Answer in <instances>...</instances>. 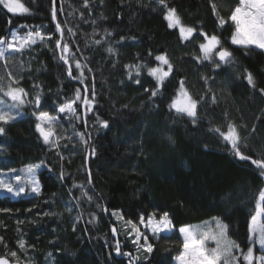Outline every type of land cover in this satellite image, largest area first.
Segmentation results:
<instances>
[{"label": "trees", "instance_id": "16d2710c", "mask_svg": "<svg viewBox=\"0 0 264 264\" xmlns=\"http://www.w3.org/2000/svg\"><path fill=\"white\" fill-rule=\"evenodd\" d=\"M21 2L29 9L27 14L9 13L0 5V37L12 29L42 28L52 39L14 54L12 65L3 64L4 79L10 82L6 75L10 71L18 81L14 86L27 96L22 117L4 125L0 134V170L40 164V192L19 197L0 193V209H10L0 211V257L16 262L10 256L16 251L20 264H129L131 257L115 252L119 241L121 253L140 257L137 264H174L182 250L179 228L213 217L228 225L230 237L246 252L248 226L264 177L251 160H239L230 145L210 130L220 127L227 132L229 123L242 126L240 135L247 147L241 151L252 159L264 157V95L258 91L264 88V51L232 45L234 26L229 21L221 27L218 20H227L239 0H167L185 25L197 29L191 41H181L179 29L168 27L165 11L155 0H87V7L85 0H55V5L53 0ZM57 22L64 28L62 43L71 49L70 62L74 57L86 65L83 83L73 78L80 75L75 64L69 77L59 57ZM201 30L221 39L233 53L232 64L215 69L208 61H197ZM95 40L103 43L96 45ZM109 46L114 53L107 52ZM162 53L174 71L159 94L151 97L154 78L142 69L137 84L136 73L129 79L126 66H156L154 58ZM245 70L253 73L257 89L248 85ZM181 80L194 99L203 97L196 123L169 108ZM93 85L91 111L81 100L76 101V115L58 113L61 104L75 99L77 89L83 98L87 87L92 100ZM37 95L40 110L60 118L58 146L46 144L36 130ZM101 121L109 126L102 127ZM81 132L87 144L77 135ZM88 150L91 185L85 167ZM164 212L174 225L172 233L157 240L141 225L154 248L151 254L137 253L126 221L138 223L141 214L159 217ZM20 240L24 249L18 247Z\"/></svg>", "mask_w": 264, "mask_h": 264}, {"label": "snow or ice", "instance_id": "6c2138e0", "mask_svg": "<svg viewBox=\"0 0 264 264\" xmlns=\"http://www.w3.org/2000/svg\"><path fill=\"white\" fill-rule=\"evenodd\" d=\"M155 2L165 11L164 19L167 21L168 27L170 29H179L181 41H191L194 39L197 34V29L193 26L185 25L177 10L173 7H169L167 0H155ZM53 4L55 5V0H53ZM0 5H3L9 13L13 14H27L29 12V9L25 7L21 0H0ZM87 6V0H85V7ZM212 10L213 14H217L218 9L215 3L212 4ZM52 20H57L55 6H53L52 9ZM218 20L221 27L229 21H231L234 26L230 41L232 45L244 48L254 47L264 50V0H239L238 5L231 11L227 20L223 17H218ZM55 30L60 34V39L55 41V46L61 51L60 59L68 66V76L72 77L73 75L72 64L74 63L80 75L79 77L73 78L79 79L81 83H83L85 79L84 68L86 65H82L81 62L74 59V57L72 62H70L69 53L71 49L67 43H62L64 28L57 22L55 24ZM68 31L71 33L72 30L68 29ZM106 36H111V33L106 32ZM199 36L203 38V42L199 43L201 55L196 57L198 62L203 63L204 61H208L214 65L215 69H220L222 66L234 62L233 53L223 46L221 39L217 35H209L201 30ZM37 39L40 41H44L45 39L51 40L52 36H45V34L39 30H29L23 35H20L17 31H11L9 37H0V61H4L6 66L12 54L22 53L25 48L35 44ZM94 43L96 45H101L103 41L95 40ZM106 50L109 54L114 53V49L111 46ZM149 55L151 56V53H149ZM154 59L158 64L153 67L139 64L126 66L135 70V83L137 84L140 83L139 76L142 69H146L147 74L154 78L156 87L151 90V97H156L159 94L160 88L174 71V66L166 53L156 55ZM88 71H91V69H88ZM245 71V79L248 85L253 89H257V82L253 73L247 70ZM6 75L10 78V82L6 89L2 83L4 77L0 76V134L5 132L4 125L15 122L18 118L22 117L23 114L20 112V109L25 104V97L27 96L23 88L14 86L18 81L12 79V73L8 71ZM129 79H133L131 71L129 72ZM203 79L207 82L208 78L203 77ZM87 91L88 89L85 87V93H87ZM145 91H148V89H145ZM258 91L264 95V88H259ZM5 97L7 99H5ZM94 99V85L92 100H89L87 95L82 98L80 90L77 89L75 99L61 104L57 111L59 113L76 115L78 107L76 101L81 100L84 108L87 111H91ZM202 99L203 97L200 98V100ZM214 99L213 97V101ZM200 100L193 98L185 87L184 80H181L179 82V89L176 96L172 99L169 108L170 110L174 109L177 114L188 116L192 119L193 123H196L198 119L197 106ZM35 105L37 108L40 106L39 95L35 98ZM79 118L80 117L77 116V119ZM36 119L38 121L36 130L40 133L44 142L46 144L58 146L59 137L56 134V125L59 123L60 118L51 115L47 111H39L36 114ZM101 126L107 128L109 125L107 121H101ZM240 127L242 126L229 123L227 125V132L221 131L220 127H214L210 130L218 133L223 140L230 145L233 155L239 160H251V163L261 170L260 174L264 177V157L252 159L241 151V148L247 147V145L243 143V138L240 135ZM253 131H255V128H253ZM77 135L81 141L87 144L83 132L77 133ZM168 139L171 141L172 137L169 136ZM92 155H95V149L92 150ZM39 167V164L27 165L21 170L22 175L10 177L9 174L16 173V169H9L8 173H0V177H9L0 178V190L19 197L25 194L26 187L30 186L31 193L39 194L40 182L36 173ZM12 180L15 181V186ZM89 182H91L90 179ZM85 195H87V193H85ZM88 200L91 202L92 197L88 196ZM0 211L7 212L10 211V209H0ZM69 211H71V209H69ZM47 214L48 213H45V215ZM112 215L116 216L118 213L113 211ZM120 218L122 219L123 217L121 216ZM78 220L79 217H77V221ZM126 225L131 226L129 235L134 234L132 242L136 246L137 253L144 252L148 254L152 253L154 245L149 242L148 235L140 230V226H144V228L150 231L157 240L160 239L161 234H163L165 238H168L174 227L168 212H164L159 218L153 213L149 215L147 219L141 214L138 223L127 220ZM73 231H75V223ZM112 231L115 234L117 230L113 228ZM179 232L182 236V250L176 257L178 264H264V253L260 255H256L255 253V246L257 244L261 249H264V189L259 192L256 202V211L255 214L251 216L248 226V239L250 244L247 246L246 252L241 249L239 243H237L235 239L230 237L228 225L219 217H213L211 221H206L200 225L183 226L179 229ZM2 240L3 237H0V241ZM18 247L24 249L25 242L23 240L18 241ZM115 252L117 255L131 257L129 264H137L140 258L138 255L133 257L130 252L121 253L119 241L116 242ZM10 256L15 259L16 264H20L16 251H12ZM145 259H147V257H145ZM0 264H12V262L6 257H0Z\"/></svg>", "mask_w": 264, "mask_h": 264}, {"label": "rangeland", "instance_id": "374dc122", "mask_svg": "<svg viewBox=\"0 0 264 264\" xmlns=\"http://www.w3.org/2000/svg\"><path fill=\"white\" fill-rule=\"evenodd\" d=\"M6 9V8H5ZM7 10V9H6ZM29 30H31V29H25V31H23V32H20L19 30H17V29H12V30H10V32L11 31H17L20 35H23L24 33H26L27 31H29ZM36 30H39L40 32H42L43 34H45V36H47V34L42 30V28H38V29H36ZM36 30H34V31H36ZM33 31V30H32ZM10 32L5 36V37H9V35H10ZM46 44V43H48L47 42V39H45L44 41H40L39 39H37V42L35 43V44ZM35 44H33V45H35ZM33 45H31V46H33ZM27 48H29V47H27ZM27 48H25V49H27ZM24 49V50H25ZM264 51V50H263ZM17 54V53H16ZM13 56H14V54H12L11 55V57H10V59L7 61L8 62V64H11L12 65V63H13V60H14V58H13ZM5 62L4 61H0V76H3V64H4ZM3 68V69H2ZM135 72V70L134 69H130V68H128V72ZM6 73V72H5ZM9 78V77H8ZM10 79V78H9ZM3 85H4V87H5V89L7 88V85H8V83H9V81L8 80H6V79H4L3 80ZM5 99H7L6 97H5ZM25 101H26V97H25ZM10 102V101H9ZM26 103V102H25ZM33 108H34V111H35V118H36V114L39 112V111H41L40 110V106H39V108H37L36 107V105H35V101H34V103H33ZM59 113V112H58ZM59 114H64L65 116H68V115H72V114H66V113H59ZM54 116H57V115H54ZM40 165V164H39ZM40 167H41V165H40ZM39 167V168H40ZM25 167H22V168H19L17 171H16V173H12V174H9V177L10 176H14V175H22V172H21V170L22 169H24ZM38 168V169H39ZM37 169V170H38ZM37 170H36V173H37ZM0 173H8V171H1L0 170ZM9 177H0V178H9ZM12 183H13V185L15 186V181L14 180H12ZM0 193L1 194H8V195H11V194H9V193H7L6 191H3V190H0ZM30 194H32L31 192H30V186H28V187H26V192H25V194H22L21 196H29ZM12 197H16V196H13V195H11ZM157 218H159V217H157ZM147 219V218H146ZM181 228V227H180ZM179 228V229H180ZM146 230V232H150V231H148L147 229H145ZM181 235V234H180ZM181 238H182V236H181ZM255 253H256V255H260L261 253H264V249H261L260 247H259V245L257 244L256 246H255ZM174 264H178V261L176 260V258H175V261H174Z\"/></svg>", "mask_w": 264, "mask_h": 264}, {"label": "water", "instance_id": "95a60500", "mask_svg": "<svg viewBox=\"0 0 264 264\" xmlns=\"http://www.w3.org/2000/svg\"><path fill=\"white\" fill-rule=\"evenodd\" d=\"M60 35V34H59ZM59 39H60V36H59ZM61 55H60V53H59V57H60ZM66 67H67V69H68V66L66 65ZM85 95H86V93H85ZM83 106V105H82ZM39 133V132H38ZM39 136H40V133H39ZM40 138L43 140V138L40 136ZM44 141V140H43ZM89 155H90V152H89V150L87 151V153H86V157H85V167H86V170H87V174H88V178L90 179V177H89V167H88V162H89ZM90 183V185H91V182H89ZM111 233H112V236L115 238V240H117V238H116V233L114 234L113 233V231H112V229H111ZM12 264H16V262H12Z\"/></svg>", "mask_w": 264, "mask_h": 264}]
</instances>
